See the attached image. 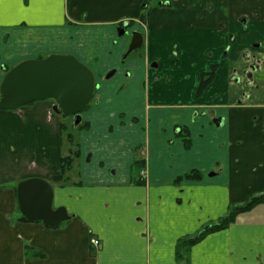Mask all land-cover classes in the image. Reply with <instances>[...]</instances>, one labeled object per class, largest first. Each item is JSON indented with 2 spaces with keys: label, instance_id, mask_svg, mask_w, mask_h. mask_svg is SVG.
Returning a JSON list of instances; mask_svg holds the SVG:
<instances>
[{
  "label": "crops",
  "instance_id": "1",
  "mask_svg": "<svg viewBox=\"0 0 264 264\" xmlns=\"http://www.w3.org/2000/svg\"><path fill=\"white\" fill-rule=\"evenodd\" d=\"M148 3L0 0V86L8 69L51 54L75 56L99 85L71 183L52 184L53 208L70 217L56 228L22 221L17 198L23 181L50 183L68 153L55 102L0 110V264H179V241L264 192V0ZM125 21L145 35L138 106L130 82L106 80L128 48L109 45ZM191 172L200 179L177 181ZM182 264H264V204L198 241Z\"/></svg>",
  "mask_w": 264,
  "mask_h": 264
},
{
  "label": "water",
  "instance_id": "2",
  "mask_svg": "<svg viewBox=\"0 0 264 264\" xmlns=\"http://www.w3.org/2000/svg\"><path fill=\"white\" fill-rule=\"evenodd\" d=\"M143 45V33L134 31L124 59ZM114 74L115 71L109 73L106 79ZM95 89L93 71L79 59L72 55L51 54L44 59L24 61L6 73L0 86V110L17 111L34 102L53 100L56 103L54 111L63 120L73 116L77 128L82 122L81 113L89 105ZM53 196V188L47 181L29 179L21 182L17 198L22 216L31 223L42 222L50 228L68 221L66 209L53 208Z\"/></svg>",
  "mask_w": 264,
  "mask_h": 264
},
{
  "label": "trees",
  "instance_id": "3",
  "mask_svg": "<svg viewBox=\"0 0 264 264\" xmlns=\"http://www.w3.org/2000/svg\"><path fill=\"white\" fill-rule=\"evenodd\" d=\"M150 0H147V2ZM142 19H146L142 18ZM8 69L7 71H9ZM218 66L212 65L210 70L201 76L200 84L197 91V97H201L206 89L211 85V83L214 81L216 74H217ZM89 106L87 107V109ZM73 118V117H72ZM89 128V124L87 122H82L77 128H73L70 125H68L67 121L61 122V134L65 143L66 148L68 149V153L62 157L61 159V167L59 174L54 177L50 184H58L61 186L69 185L71 183L69 174L72 172V170L75 167L76 162L78 161L80 157V144H79V134L87 130ZM181 129V130H180ZM179 132L177 134L178 137L182 138L184 141L185 147L188 149L191 147V140H190V134L186 127L179 128ZM76 131V133L74 132ZM182 179L186 180H199L200 175L197 172H191L186 174L185 176L179 178L177 181H180ZM141 183L143 181H140ZM264 204V192L259 195H252L249 197L245 202H243L240 205L232 206L228 213L217 220L214 223H211L209 226L204 228L199 234H197L194 237H188L184 238L183 240L179 241L177 246V258L179 264H182L186 261L189 251L191 247L196 244L198 241L203 239L205 236H207L210 233L217 232L224 230L234 224L236 222V219L244 213L250 212L255 207L263 205ZM20 219L24 222H28V220L24 216H20ZM26 255L30 257H43L44 255L36 251L30 247L26 248Z\"/></svg>",
  "mask_w": 264,
  "mask_h": 264
},
{
  "label": "rangeland",
  "instance_id": "4",
  "mask_svg": "<svg viewBox=\"0 0 264 264\" xmlns=\"http://www.w3.org/2000/svg\"><path fill=\"white\" fill-rule=\"evenodd\" d=\"M169 1L170 0H155V4H156L155 6L159 7V5H161L162 3L167 4V2H169ZM146 10L148 13L149 8L148 9L146 8ZM122 27H124V28H122ZM122 27H120V26H114L113 27V33H112L113 35L109 40V45H110L111 49L117 48V50H120V49H122V47H129V44H130L131 39H132V33L134 32V30L136 28H134V26H131V27L122 26ZM102 28L111 29V26L103 25ZM122 30L124 31V34L120 35ZM182 34H183V32L181 30H178V32L176 33V35H182ZM103 35H105V34H103ZM144 48L145 47H142L141 49L133 52L126 60L123 59L124 55H125V54H123L122 58L120 59V62L113 64L116 66L114 68H111V70H109L107 72V74H108L110 71H114V70L116 71L115 75L111 79L107 80V82H117L118 81L121 83V87H123L125 82H130V85H129L131 88L129 90V93H131L130 97L135 98L137 100L136 101L137 106H138V102L141 101L142 96H144V94L142 93V90L139 88L142 85L141 80L143 77V72L141 69L142 66H141L140 60L142 57H144V53H145ZM126 49H128V48H126ZM172 53L174 54V52H172ZM59 55H61V54H59ZM116 56H117V53H116ZM114 58H112L111 60H114ZM107 62L108 61L103 62L102 67H103L104 63H107ZM156 65H158L156 62L151 63L150 68L153 72L157 71ZM172 66L174 67L175 63L174 64L172 63ZM131 68L134 70L133 72H129V71H131ZM97 88H99V85L97 86ZM123 89H124V91H126L127 90L126 86ZM146 92L147 93H145V98H148V90L147 89H146ZM93 103H94V99L90 103L91 104L90 106H92ZM83 114L84 113L82 112V116H83ZM63 121H67L68 125H70L71 127H73L75 129L74 118H68L67 120H62V122ZM74 132L76 133V131H74ZM209 225H207V226H209ZM207 226H205V228Z\"/></svg>",
  "mask_w": 264,
  "mask_h": 264
},
{
  "label": "flooded vegetation",
  "instance_id": "5",
  "mask_svg": "<svg viewBox=\"0 0 264 264\" xmlns=\"http://www.w3.org/2000/svg\"><path fill=\"white\" fill-rule=\"evenodd\" d=\"M148 4H149V3L147 2V5H148ZM167 4H168V3H167ZM167 4H166V5H167ZM143 21H145V19H143ZM125 22H127V25H125ZM125 22H123V23L120 25V27H122V26L131 27V26H132L130 21H125ZM142 23H143V22H142ZM143 24H144V23H143ZM122 28H124V27H122ZM121 32H124V31L122 30ZM140 32H141V31H140ZM141 33H143V32H141ZM143 35H144V33H143ZM130 43H131V42H130ZM144 44H145V35H144ZM129 45H130V44H129ZM143 47H144V45H143ZM128 49H129V47H128ZM128 49H127V51H128ZM127 51H126V53H127ZM126 53H125V55H126ZM125 55H124V56H125ZM129 56H130V55H129ZM129 56H128V57H129ZM123 59H124V58H123ZM124 60H126V59H124ZM157 67H158V65H156V68H157ZM256 67H257V66H253V69H256ZM114 71H115V70H114ZM111 72H113V71H110L109 73H111ZM109 73H108V74H109ZM115 73H116V71H115ZM108 74H107V75H108ZM107 75H106V76H107ZM114 75H115V74H114ZM110 79H111V78H110ZM106 80H109V79H106ZM96 90H97V88L95 89V91H96ZM94 97H95V92H94V94H93V98H92L91 102L93 101ZM91 102H90V103H91ZM90 105H91V104H89L88 106L90 107ZM88 106H87V107H88ZM87 107H86V109L83 111V113L87 110ZM81 116H82V113H81ZM72 117H73V116H72ZM72 117H69V118H72ZM73 118H74V117H73ZM67 119H68V118H67ZM67 119H66V120H67ZM83 121H84V120H83V116H82V122H83ZM82 122H81V123H82ZM180 130H181V129H180ZM180 130H179V128H177V133H178Z\"/></svg>",
  "mask_w": 264,
  "mask_h": 264
},
{
  "label": "built area",
  "instance_id": "6",
  "mask_svg": "<svg viewBox=\"0 0 264 264\" xmlns=\"http://www.w3.org/2000/svg\"><path fill=\"white\" fill-rule=\"evenodd\" d=\"M142 175L144 176V175H145V172H142ZM92 243H93L95 246H98V245H99V241H97V240H92Z\"/></svg>",
  "mask_w": 264,
  "mask_h": 264
}]
</instances>
